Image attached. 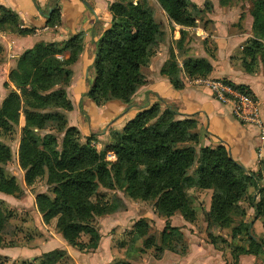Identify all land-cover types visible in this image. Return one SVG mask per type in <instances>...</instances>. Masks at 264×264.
<instances>
[{"label": "trees", "instance_id": "1", "mask_svg": "<svg viewBox=\"0 0 264 264\" xmlns=\"http://www.w3.org/2000/svg\"><path fill=\"white\" fill-rule=\"evenodd\" d=\"M125 1V3H123ZM233 0H219L220 6H230ZM169 18L183 27H193L195 18L187 10L188 0H158ZM111 24L97 41L93 62L94 82L87 96L96 105L116 100L127 104L134 93L145 85L142 67L147 63L151 48L161 38L159 24L148 7L134 5L131 0H118L109 6ZM257 12H264V0H256L251 11L252 38L241 49V67L252 73L260 63L264 70V20L258 21ZM59 22V11L55 8L49 24ZM0 29L17 35H27L33 29L21 28L17 16L0 6ZM184 32L180 35L181 44ZM81 35L75 34L59 47L49 43L38 44L32 50L24 51L16 60L8 78L15 81L19 91L9 93L0 105V129L9 128L16 120L17 111L23 110L24 129L18 148V162L24 171V181L30 185L37 177L46 175L49 192L35 195V205L44 223L57 217L55 231L71 247L78 250L97 247L100 235L92 225L97 216L126 210L123 201L117 197L120 208L98 199L92 201L99 187L120 189L132 200L154 201L156 211L166 219L180 213L187 222L195 219V209L188 195L190 188L211 189L209 209L206 212L207 228L230 229V248L233 262L240 255L256 256L264 252V237L257 238L249 233L250 222L245 220L246 207L253 209L255 219L262 218L264 231V186L258 187L261 170L246 173L229 155L223 145L200 147L190 142L197 135L192 132L195 122L191 118L178 119L176 109L167 108L162 112L158 105L137 112L119 133L117 139L108 145L115 156L114 162L105 160L104 153L97 151L87 138L78 141L73 127L66 130L61 149L57 150L56 139L47 136L48 142L40 143L34 130L50 126V117L41 111L56 107L55 104L71 106L59 91H52L62 77L68 78L65 66L72 63L80 52ZM44 47L46 50H44ZM68 52L66 60L55 58L54 50ZM3 49L0 45V55ZM38 52L41 62L32 59ZM173 58V55L170 53ZM173 63V62H172ZM185 74L192 78H204L212 67L204 58L187 57L182 63ZM171 86L178 90L183 83L181 74L175 72V63L166 71ZM235 89L248 91L242 85ZM61 95V97H55ZM61 100V101H58ZM62 107V106H61ZM10 149L0 143V192L19 198L21 189L14 177H8L4 164L10 158ZM249 189L257 192L255 196ZM0 208V232L6 217ZM146 219H139L130 233L132 242L142 240V248L153 249L155 258L164 251L185 255L188 249L182 232L166 220L158 237L149 233ZM88 235L87 242L81 239ZM211 236V235H210ZM235 240L242 243H235ZM215 240H211L214 242ZM222 241H224L222 239ZM0 246H3L0 235ZM20 264H32L21 262ZM38 264H71L65 250H51L38 258ZM112 264H131L117 261Z\"/></svg>", "mask_w": 264, "mask_h": 264}, {"label": "crops", "instance_id": "2", "mask_svg": "<svg viewBox=\"0 0 264 264\" xmlns=\"http://www.w3.org/2000/svg\"><path fill=\"white\" fill-rule=\"evenodd\" d=\"M110 2L111 0H0L1 7L16 14L21 28L33 29V32L27 35H17L0 29V45L3 49L0 58V90H2L0 94L4 96L6 91L2 88L3 82L8 80L9 71L14 68L16 59L24 51L34 49L38 44L53 43L59 47L69 37L79 33L80 52L70 67L74 73L69 89V93L72 94L73 109L67 112L73 126L82 127L85 134H89L109 121L112 122L111 125L121 124L125 115L129 119L137 113L139 107H135L134 101L136 99L140 106L142 94L146 90L149 91L150 98L160 99L168 103V106L175 107L180 118H194L198 130L206 137L205 143L212 147L223 145L227 148L230 157L246 173H255L262 166L264 167V70L259 63L254 72H245L239 60L242 47L252 38V18L249 16L251 19L248 26L247 16L244 18V22L246 21L244 23L240 15L236 18L235 11L230 7L211 3L212 10L207 19L211 21L212 29L210 32L200 27L193 29L197 36L198 52L196 55H189L204 58L209 62L212 72L208 76L190 78L182 72L183 86L178 90L174 89L169 81L167 83L155 77L137 91L132 106H124L116 100L96 106L86 95L93 81L97 41L111 24L108 8ZM55 8L59 11V22L49 24L50 15ZM207 40V45L212 42L215 48L212 55L207 53L208 48L205 45ZM54 55L56 58H67L68 52L65 50ZM201 79L222 81L231 87L237 85L245 87L256 106L258 122L238 119L233 114L232 105L218 101L209 87L200 82ZM8 83L14 86L13 81ZM81 108L82 112L79 113L78 110ZM85 117L89 121L87 125ZM81 119L85 121L82 122V126H80ZM259 184L264 186V168L261 170ZM37 213L40 217L38 220L41 221L36 229L39 238L31 240L32 244L28 246L8 248L11 253L5 252L0 256H8L11 261L21 260L38 264V258L43 253L59 249L65 250L71 264H112L117 261H128L131 264H253L251 255H240L234 263L230 250L223 251V247L216 246L215 242L203 240L189 242L187 252L182 256L164 251L158 259L146 255L139 256L136 260H129L125 256L124 246L116 248V234L107 233L106 227L103 226L105 223H102L105 241L101 234L96 248L80 251L69 246L56 233L55 221H51L52 225H45L40 213L38 211ZM37 213L32 209L30 214L37 217ZM107 215L103 222L111 220V214ZM107 226L109 230L110 225ZM218 230L220 231L219 228ZM118 234L122 235L121 232ZM230 242L227 240L225 244ZM226 247L230 249L228 245Z\"/></svg>", "mask_w": 264, "mask_h": 264}, {"label": "rangeland", "instance_id": "3", "mask_svg": "<svg viewBox=\"0 0 264 264\" xmlns=\"http://www.w3.org/2000/svg\"><path fill=\"white\" fill-rule=\"evenodd\" d=\"M115 1L118 0H111L109 6L111 5V3H114ZM131 1L134 5H139V7L141 6L148 7L153 15L154 20L156 21L157 24H159L161 28L160 31L162 32L160 40L151 48V53L147 59V63L145 64V66L142 67V73L145 77V85L148 84V82L151 81L152 79H155V77L158 79H162L168 83V76L166 71L168 70L170 65H173L175 63V72L178 74L179 73L182 74V72H184L182 67L183 60L187 57H192L189 56L191 54L192 55L197 54L198 52L197 36L195 34L196 32L194 33L195 30L193 29L195 27H200L208 32L211 31L212 23L210 20L207 19V16L208 14H210V11L212 10L211 3L214 2L219 5V0H188V3L186 5L187 10L195 18L196 21L193 27H183L172 21L169 18L168 14L161 7L158 0H131ZM255 1L256 0H233L230 6L227 7H230V9L235 11L236 18H238L240 15L241 19L244 22L245 20L244 18L246 16L248 18L249 16L251 17L252 14L251 11L253 9ZM123 3H125V1ZM251 18L247 20L248 26L250 25L249 22ZM257 19L258 21L264 20V12H257ZM244 23H246V21ZM183 32L184 35L182 42L181 44H178L176 41H178L180 35ZM207 43L208 40L205 41V45H207ZM207 48H208L207 53L212 55L215 50L213 43L212 42L209 43L207 45ZM44 50H46L45 47ZM58 53L59 52H57V50L55 49L54 54H58ZM170 53L173 55V58L170 56ZM1 57L2 54L0 55V58ZM32 59L36 60L38 63L41 62V57L38 52L32 53ZM57 59L64 61L67 58H57ZM76 59L69 65L65 66V69L69 70L67 72L69 74L67 81L66 79H63L64 77L62 72V74L60 75V77H62L61 81L58 84H55L52 87V90L50 91V92L59 91V94L60 93L61 95L63 94L65 97L63 99H66L68 101L69 105L71 106V109L66 110L65 109L66 105L55 104L57 105L56 107L41 111L42 115L50 117L51 124L50 126L41 129L39 131L34 130V133H36V135L39 137L40 143L43 142L44 144L48 142V139H45L48 135L55 137L57 144L56 149L60 150L62 139L64 137L66 130L70 127H73L77 132L76 137L79 142L84 143L88 137L91 138V142L94 145L95 149L100 152H105L104 153L105 160L108 162H114L116 158L113 155V153L109 151L108 145L111 143V141L117 139L123 127L131 119H133L137 113H135V115L129 119L128 117H126L127 115H125L124 121H122L121 124L119 123L117 125H111L112 122L109 121V123H106L102 127L94 129L95 132H89V134H85L82 127L78 128L77 126H73L72 122L68 119L67 112L73 109V103L71 99L72 94L69 93V89L73 82L74 73L71 71L70 67L72 64H74ZM234 60H237V58H234ZM255 68H258V66ZM7 79L8 80L6 82H3L2 85V88L6 92L4 96L0 94V105L3 99L9 93L11 92L19 93L15 81L9 78ZM8 81H13L14 86L13 85L10 86ZM93 82H94V72H93V81L90 87L93 85ZM90 87L88 88V90L90 89ZM137 91L134 93V95L137 93ZM148 93L149 91L144 90L142 94L143 97L141 103H139L141 107L138 105L135 99L134 101L135 107H139V109H137L138 110L137 112L147 109L155 104L158 105L159 110L161 112L167 109L168 107L175 109V107L168 106V103H165L160 99H155L153 97L150 98ZM61 95L55 97L60 98ZM134 95L130 99V102L122 105L132 106ZM87 98L90 100L88 96ZM129 108L127 109L126 113L128 112ZM78 112L81 113L82 108L78 110ZM177 118L182 119L178 115ZM191 119H193L195 122V127L194 129H192V132L197 135V138L196 140L191 141L190 143L194 145L197 150L200 147H204V146L212 147L205 143L206 137L204 136V134H201V132L198 130L197 121L194 118ZM85 121L87 125L89 121L86 120V117H85ZM85 121L81 119L80 126H82V122ZM23 129H24V115L22 109H19L17 111L16 120L9 128L4 130L0 129V143L7 145L11 152L9 160L3 165L6 171V175L8 177L15 178L17 185L21 189L20 190L21 194L23 193L21 197L16 198L13 196L5 195L0 192V208L3 211L2 212L3 215L5 214L6 217V221H5L6 224L3 230L0 232L2 244H3V246H0V254H3L5 252L6 254H10L11 250L8 248H20L22 246H28L32 244L30 243L31 240L39 238L36 229H38L37 224L38 223L41 224V221H39L40 217L39 214L37 213V209L35 205V195L38 193L50 194L49 186L46 183L47 182L46 175L37 177L30 185H26L24 181V171L21 169L18 162V148H19V142L21 139ZM258 187H262V186H260L259 184ZM249 192H252L253 195L257 194V192L254 191L253 189H249ZM187 193L191 198L192 207L195 209V219L192 222L185 221L182 218L181 214L177 212L168 219H166L165 216L159 214L156 211L154 206V201L132 200L131 198L126 197L125 192L120 189L117 188L107 189L103 186H100L97 193L94 196H92L91 198L92 201H97L98 199H100L103 200V202L109 203L111 207L117 209L120 208L119 203L116 202V198L119 197L125 204L126 210L121 212L118 211L111 215L109 214L111 220L108 222H103L106 215L97 216L92 221V225L96 228L100 236L102 234V237H104L103 241H105L106 239V237L104 236L105 232L104 229H102V223H105L103 226L106 227L107 233L116 234L115 235V240L117 239L115 243L116 248L117 247L120 248L121 246H124L126 249L125 256L129 260H136L139 256H146V255H151L152 258H155L153 249L150 248L141 251L142 248L141 239H135L134 242H132L131 240L132 235L130 233V230L132 229L133 224L139 219L147 220L150 226L149 233L153 234L156 237H158V234L163 230L166 220H168L169 225L175 226L178 229H180L187 243L192 241H201V240L205 242H210L211 240H215L214 242L216 243V246L223 247L222 248L223 251L226 252L229 251L230 249L226 247L227 244H225V241L227 240L230 241L231 238L230 229H222V230L220 229L219 231L217 228L216 229L207 228L206 226L205 216H206V212L209 209L212 190L190 188ZM50 195L53 197L52 194ZM243 205L246 207L245 220L250 222V226H251L249 229V233H253L257 238L264 237V231L262 230V226H261L263 217L259 219L258 218L255 219L253 217V209L246 206L245 203ZM32 209H35L38 218L34 216V214H30ZM57 217L58 216L51 218L48 223H44V224L52 225L51 221H55L56 223ZM108 224L110 225L109 230L107 226ZM118 231L121 232L122 235L118 234L119 233ZM117 234L120 235V237ZM88 237H89L88 235L82 234L81 239L82 241H84L87 240ZM222 239L224 241H222ZM235 243L239 244L242 242H238L237 240H235ZM1 250H5V251H1ZM251 257L253 264H264V252H260L256 256L251 255ZM21 262H22L21 260L11 261L8 258V256H0V264H20Z\"/></svg>", "mask_w": 264, "mask_h": 264}, {"label": "built area", "instance_id": "4", "mask_svg": "<svg viewBox=\"0 0 264 264\" xmlns=\"http://www.w3.org/2000/svg\"><path fill=\"white\" fill-rule=\"evenodd\" d=\"M200 82L209 87L212 95L218 101L230 103L233 114L238 119L245 122H258L256 106L246 92L237 90L218 80L201 79Z\"/></svg>", "mask_w": 264, "mask_h": 264}]
</instances>
